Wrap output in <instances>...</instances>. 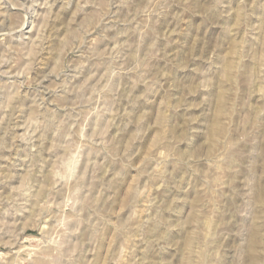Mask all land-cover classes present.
<instances>
[{
  "label": "rangeland",
  "instance_id": "obj_1",
  "mask_svg": "<svg viewBox=\"0 0 264 264\" xmlns=\"http://www.w3.org/2000/svg\"><path fill=\"white\" fill-rule=\"evenodd\" d=\"M223 4L209 20L172 0H0V104L19 90L0 108V264H128L125 240L136 264L177 247L239 264L242 238L258 254L264 0ZM142 221L175 241L159 258Z\"/></svg>",
  "mask_w": 264,
  "mask_h": 264
},
{
  "label": "clouds",
  "instance_id": "obj_2",
  "mask_svg": "<svg viewBox=\"0 0 264 264\" xmlns=\"http://www.w3.org/2000/svg\"><path fill=\"white\" fill-rule=\"evenodd\" d=\"M172 4H176L179 6L180 9H183V12L179 13L177 15V19H182V16L184 13H191L192 15H201L204 16L206 19L211 20L213 17L217 16L219 13V10L224 7L223 0H204L203 4H199L196 2V0H172ZM171 7V4L168 5ZM35 7V5H33ZM28 11H32V8H29ZM35 15V13L33 12ZM223 15H229V13L224 12ZM10 61L5 59L3 63H9ZM4 75H9L8 72L3 73ZM19 97V90H17L15 93H13V96L10 100L4 102L3 104H0V108H4L7 110L8 108H12V111L14 112L16 110L15 107L12 106V102L16 100ZM41 106L43 105V101H41ZM9 117H11V112L8 113ZM42 116L45 117V120H47V113H42ZM54 119V118H53ZM52 131L54 132V138L60 136V127L59 124H57ZM70 144H74L73 141L69 140ZM86 146L90 148V151L95 152V141L92 140V138H88V140L85 142ZM99 151H108V149L101 148ZM86 155V159L90 160L91 156ZM109 155H112L111 152H109ZM124 152H118L116 156H114V159H123ZM188 159L190 160L191 157L189 156ZM185 163H187V160H185ZM93 167L95 165L93 164ZM84 177L80 176L77 178V181L83 180ZM179 214V213H178ZM141 224L143 227H140L138 225V228L140 229L137 233V238L141 241V243L145 244L146 246H152L153 251L156 253L157 258H159V252L167 251L169 248L173 247L175 244V241H172L170 239H167L165 235L161 234L159 229H157L155 232L152 231L147 226V222L142 221ZM229 225L231 227L229 228ZM225 232H233L237 235H242L246 233V229L241 227L240 223L233 224L231 220H226L225 222ZM170 230V226L165 227V233ZM123 235V234H121ZM223 235V233H222ZM246 241L242 238L241 239V245L236 253V258L238 259L239 264H254V262L258 261L259 264H264V247H260L258 249L257 255H251L246 248ZM123 248H129L130 250L127 253L126 259L128 260V264H136V256H135V240L128 241L125 240ZM123 248L121 249V256L124 255ZM182 251L181 247H177V260L179 264L180 259V252ZM219 253L213 249L212 251H209L206 253V258L208 260V264H217V260L219 259ZM140 264H146L144 260L140 261ZM152 264H157L156 260L152 261ZM160 264H162V260L160 261Z\"/></svg>",
  "mask_w": 264,
  "mask_h": 264
}]
</instances>
